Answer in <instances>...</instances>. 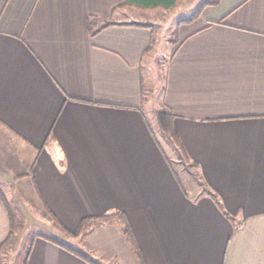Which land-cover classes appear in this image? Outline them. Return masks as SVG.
I'll return each mask as SVG.
<instances>
[{
	"label": "crops",
	"instance_id": "crops-1",
	"mask_svg": "<svg viewBox=\"0 0 264 264\" xmlns=\"http://www.w3.org/2000/svg\"><path fill=\"white\" fill-rule=\"evenodd\" d=\"M127 1L0 0V246L6 198L15 235L55 224L104 264H140L121 221L93 218L72 236L53 217L75 232L124 211L147 264H264V0H220L181 21L203 0L166 39L159 101L194 184L145 113L144 65L164 51L157 25L180 0ZM25 264L91 263L36 236Z\"/></svg>",
	"mask_w": 264,
	"mask_h": 264
},
{
	"label": "rangeland",
	"instance_id": "rangeland-1",
	"mask_svg": "<svg viewBox=\"0 0 264 264\" xmlns=\"http://www.w3.org/2000/svg\"><path fill=\"white\" fill-rule=\"evenodd\" d=\"M201 1L203 0H180L179 6L177 8L164 15L165 22L163 24L159 23L157 28L158 36L163 39L165 38V49L161 53H156V57L154 59L149 58V60H146L144 65L146 84L147 87L150 88L147 93L148 95L146 99L147 102L145 104V113L157 137L159 138L160 143L170 152L167 153L170 161L178 169L180 177L183 180H186L188 184L189 182L193 184L199 182L202 179V176L198 169L191 163V161L188 158H181L179 151H177L167 140V138L161 134L158 126L157 110L163 108L159 100L162 93L161 83L166 69L164 63L168 57V48L170 46L169 41H166V39H169L172 36V30L176 26L177 19L188 16L193 10L196 9ZM188 179H190L189 182ZM109 218L121 221L117 215H111ZM21 225L22 228H20V230L24 228L23 223H21ZM29 227V232L26 234L23 233L24 230H22V232H17L16 235H14V238L4 248V250H2L1 255L3 264H25L32 232L35 231V229L42 233L47 232L52 236L54 235L60 238L67 237L60 230V232H54V230H57V228H55V224L45 226L40 224L37 219L31 220V222H29Z\"/></svg>",
	"mask_w": 264,
	"mask_h": 264
},
{
	"label": "trees",
	"instance_id": "trees-1",
	"mask_svg": "<svg viewBox=\"0 0 264 264\" xmlns=\"http://www.w3.org/2000/svg\"><path fill=\"white\" fill-rule=\"evenodd\" d=\"M220 0H206L204 1L200 6L199 8H197L189 17H187L186 19H182L181 21H190L192 20L193 18H195L199 13H200V10H201V6H204L206 4H216L218 3ZM136 4L138 6H143V7H150V8H153V7H158V6H163V7H172L175 5L176 3V0H128L126 2V4ZM106 24H109L106 23ZM105 24V25H106ZM137 24H142V23H137ZM105 25H102L101 27L105 26ZM101 27H98L96 29V31L99 30V28ZM94 31V32H96ZM173 117H174V114L167 110L166 108H160L157 110V120H158V126H159V130L161 132V134L167 138V140L174 146V148L179 151V155L181 156V158H188V154H187V151L186 149L184 148V145L183 143L181 142V139L179 137V134L178 132L175 130L174 126H173ZM182 160V159H181ZM190 160V159H189ZM0 195L3 196V193L0 189ZM5 199V203H6V206L9 210V214H10V221H11V229H10V234L8 236V238L2 243V245L0 246V253L1 251L9 244V242L13 239V236L15 235V231H16V228H17V217L12 209V205L11 203L6 199ZM111 215H117L119 217V219L123 222V230L124 232L130 237L137 253H138V257H139V260H140V264H147L145 258H144V255H143V252L141 251L140 249V246L136 240V237H135V234H134V231H133V228L131 226V223L126 215L125 212L123 211H115L114 213H108V214H103V215H99V216H96V217H92V216H88V217H84L82 218L81 222H80V225H79V228L77 231L73 232V231H70L68 228H66L60 221H58V219H56L55 217H53L59 224H61V226L63 227V229L69 233L70 235L72 236H77L79 235L87 226V223L89 220H92L93 218L94 219H107L109 218V216ZM36 236H44L58 244H60L61 246L69 249L70 251L74 252L75 254H77L78 256H80L81 258L85 259L86 261H88L89 263L91 264H104L99 258H96V257H93L91 254L83 251V250H80L79 248H76L75 246L65 242V241H62L60 240L59 238L55 237V236H52L50 234H44V233H41V232H37V231H34L32 233V237H31V241H30V246L27 250V254L30 252L31 250V246H32V243H33V240Z\"/></svg>",
	"mask_w": 264,
	"mask_h": 264
}]
</instances>
